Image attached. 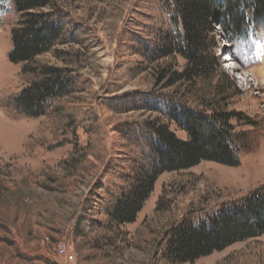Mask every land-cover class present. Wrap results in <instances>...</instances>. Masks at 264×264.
<instances>
[{"label":"rangeland","instance_id":"1","mask_svg":"<svg viewBox=\"0 0 264 264\" xmlns=\"http://www.w3.org/2000/svg\"><path fill=\"white\" fill-rule=\"evenodd\" d=\"M46 1L63 35L30 67L63 69L73 88L39 118L14 106L37 77L8 59L19 15L0 1V264H56L59 242L74 264H175L164 254L173 228L264 189V29L229 42L216 23L204 65L185 75L184 56L154 57L179 32L171 0ZM171 108L233 112L240 165L163 173L136 221L116 226L113 201L154 160L149 124L186 138ZM185 264H264V235Z\"/></svg>","mask_w":264,"mask_h":264},{"label":"trees","instance_id":"2","mask_svg":"<svg viewBox=\"0 0 264 264\" xmlns=\"http://www.w3.org/2000/svg\"><path fill=\"white\" fill-rule=\"evenodd\" d=\"M1 1V0H0ZM19 20L11 30L12 49L8 59L22 65V72L36 79L13 98L16 110L31 118L45 115L51 101L72 92V80L64 70L53 66L30 67L35 59L61 41L63 26L51 14L40 10L46 0H8ZM172 16L180 24L179 32L165 36L163 47L154 57L180 54L193 67L204 65L208 39L216 33L214 25L233 42L247 36L251 28L264 29V0H171ZM167 118L182 132L179 139L166 125L150 123L154 139L149 147L154 158L131 174L129 190L116 198L108 213L116 226L132 224L144 208L158 177L166 172L189 170L201 162L235 168L244 140L234 132L233 112H195L171 108ZM264 235V189L258 188L238 201L220 207L196 223L183 222L168 234L164 254L175 264L193 263L240 242Z\"/></svg>","mask_w":264,"mask_h":264},{"label":"built area","instance_id":"3","mask_svg":"<svg viewBox=\"0 0 264 264\" xmlns=\"http://www.w3.org/2000/svg\"><path fill=\"white\" fill-rule=\"evenodd\" d=\"M55 257L58 260L56 264H74L75 256L68 250L65 243L59 242L55 245Z\"/></svg>","mask_w":264,"mask_h":264}]
</instances>
